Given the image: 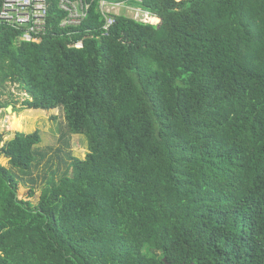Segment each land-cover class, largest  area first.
<instances>
[{"label": "trees", "instance_id": "trees-1", "mask_svg": "<svg viewBox=\"0 0 264 264\" xmlns=\"http://www.w3.org/2000/svg\"><path fill=\"white\" fill-rule=\"evenodd\" d=\"M59 1L39 44L0 28V109L18 86L89 153L34 205L41 134L0 135V264H264V0H83L68 29ZM101 1L160 21L105 31Z\"/></svg>", "mask_w": 264, "mask_h": 264}, {"label": "rangeland", "instance_id": "rangeland-1", "mask_svg": "<svg viewBox=\"0 0 264 264\" xmlns=\"http://www.w3.org/2000/svg\"><path fill=\"white\" fill-rule=\"evenodd\" d=\"M108 10L117 16L124 15L138 21H146L149 17L148 14L136 8L114 6V8L109 7ZM152 21H156V18ZM29 99L18 86H8L6 94L1 96L5 107L0 109V135L4 143L12 139L17 132L28 134L40 132L42 143L38 146V150L47 152V158L39 167L32 170L31 176L21 178L24 186H18L19 197L31 200L34 205H37L47 181L52 177L56 179L63 177L70 167L71 157L84 160L89 153V148L85 136H74L68 133L65 114L62 110L32 109L26 105ZM9 107H12V113L7 111ZM13 116L17 117L19 123L16 130L11 128ZM0 164L9 167V160L1 159ZM32 188H35V196L29 199Z\"/></svg>", "mask_w": 264, "mask_h": 264}, {"label": "built area", "instance_id": "built-area-1", "mask_svg": "<svg viewBox=\"0 0 264 264\" xmlns=\"http://www.w3.org/2000/svg\"><path fill=\"white\" fill-rule=\"evenodd\" d=\"M137 1L140 2L141 0ZM114 6L139 9L125 4H112L101 1L100 11L106 19L105 31H108L115 23L114 16L117 15L108 10L109 7L114 8ZM58 8L64 14V19L59 27L68 29L81 26L88 16L90 5L83 0H60ZM141 11L152 17L149 13ZM48 17L49 0H3L0 4V28L3 27L17 32L19 43H41L49 32ZM141 22L147 23L146 21ZM75 47L81 49L83 46L80 42Z\"/></svg>", "mask_w": 264, "mask_h": 264}, {"label": "bare ground", "instance_id": "bare-ground-1", "mask_svg": "<svg viewBox=\"0 0 264 264\" xmlns=\"http://www.w3.org/2000/svg\"><path fill=\"white\" fill-rule=\"evenodd\" d=\"M156 17H148L147 18V23H151V24H158V23H155L156 21H158L159 22V20H158V18H156V21H152L153 19H155ZM8 118V117H7ZM6 122V121H5ZM18 127H19V123L17 122V117H14L13 116V121L11 122V128H12V130H16V129H18Z\"/></svg>", "mask_w": 264, "mask_h": 264}, {"label": "water", "instance_id": "water-1", "mask_svg": "<svg viewBox=\"0 0 264 264\" xmlns=\"http://www.w3.org/2000/svg\"><path fill=\"white\" fill-rule=\"evenodd\" d=\"M177 1H180V0H177ZM7 111L9 112V113H12V107H9L8 109H7ZM166 261V260H165Z\"/></svg>", "mask_w": 264, "mask_h": 264}, {"label": "crops", "instance_id": "crops-1", "mask_svg": "<svg viewBox=\"0 0 264 264\" xmlns=\"http://www.w3.org/2000/svg\"><path fill=\"white\" fill-rule=\"evenodd\" d=\"M159 20V19H158ZM160 21V20H159ZM159 23V22H158Z\"/></svg>", "mask_w": 264, "mask_h": 264}]
</instances>
